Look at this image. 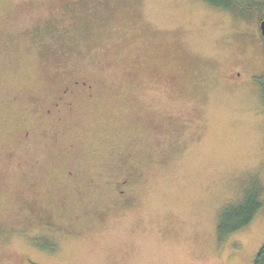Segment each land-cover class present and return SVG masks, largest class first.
<instances>
[{"label":"rangeland","instance_id":"1","mask_svg":"<svg viewBox=\"0 0 264 264\" xmlns=\"http://www.w3.org/2000/svg\"><path fill=\"white\" fill-rule=\"evenodd\" d=\"M263 2L0 0V264H253Z\"/></svg>","mask_w":264,"mask_h":264},{"label":"trees","instance_id":"2","mask_svg":"<svg viewBox=\"0 0 264 264\" xmlns=\"http://www.w3.org/2000/svg\"><path fill=\"white\" fill-rule=\"evenodd\" d=\"M212 5L233 10L238 16L248 17L250 12L244 7H251L244 5V1L249 0H204ZM254 1V0H251ZM261 8H264V2L261 4ZM249 12V13H248ZM263 16V14H262ZM261 85L262 97L264 99V73L262 76L257 77ZM243 198L237 203H228L220 212V217L217 224V233L220 241L225 240L230 234L247 226L264 207V201H262L261 195H264V186H261L257 181L248 186L244 190ZM253 264H264V243L258 250Z\"/></svg>","mask_w":264,"mask_h":264},{"label":"water","instance_id":"3","mask_svg":"<svg viewBox=\"0 0 264 264\" xmlns=\"http://www.w3.org/2000/svg\"><path fill=\"white\" fill-rule=\"evenodd\" d=\"M260 29H261L262 38L264 40V11H263V16L260 22Z\"/></svg>","mask_w":264,"mask_h":264}]
</instances>
